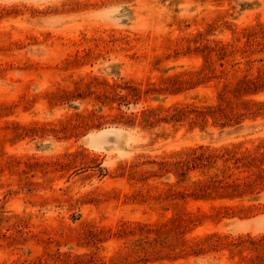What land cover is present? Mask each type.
<instances>
[{
  "label": "rangeland",
  "instance_id": "1",
  "mask_svg": "<svg viewBox=\"0 0 264 264\" xmlns=\"http://www.w3.org/2000/svg\"><path fill=\"white\" fill-rule=\"evenodd\" d=\"M0 264H264V0H0Z\"/></svg>",
  "mask_w": 264,
  "mask_h": 264
}]
</instances>
